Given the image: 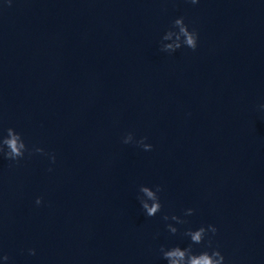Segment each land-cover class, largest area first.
Wrapping results in <instances>:
<instances>
[{
	"label": "water",
	"instance_id": "obj_1",
	"mask_svg": "<svg viewBox=\"0 0 264 264\" xmlns=\"http://www.w3.org/2000/svg\"><path fill=\"white\" fill-rule=\"evenodd\" d=\"M0 264H264V0H0Z\"/></svg>",
	"mask_w": 264,
	"mask_h": 264
}]
</instances>
